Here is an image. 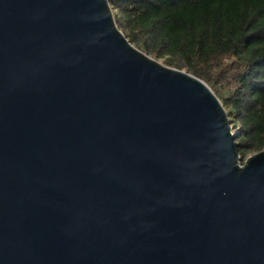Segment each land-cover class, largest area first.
<instances>
[{"label": "water", "instance_id": "obj_1", "mask_svg": "<svg viewBox=\"0 0 264 264\" xmlns=\"http://www.w3.org/2000/svg\"><path fill=\"white\" fill-rule=\"evenodd\" d=\"M239 134L109 0H0V264H264Z\"/></svg>", "mask_w": 264, "mask_h": 264}, {"label": "trees", "instance_id": "obj_2", "mask_svg": "<svg viewBox=\"0 0 264 264\" xmlns=\"http://www.w3.org/2000/svg\"><path fill=\"white\" fill-rule=\"evenodd\" d=\"M140 51L204 81L239 130L241 164L264 151V0H109Z\"/></svg>", "mask_w": 264, "mask_h": 264}, {"label": "rangeland", "instance_id": "obj_3", "mask_svg": "<svg viewBox=\"0 0 264 264\" xmlns=\"http://www.w3.org/2000/svg\"><path fill=\"white\" fill-rule=\"evenodd\" d=\"M232 127H233V126H232ZM233 132H235V133H240L239 130H235L234 128H233ZM255 155H256V154H252V153H251V154H248V155H247V159L250 158V157H253V156H255Z\"/></svg>", "mask_w": 264, "mask_h": 264}]
</instances>
